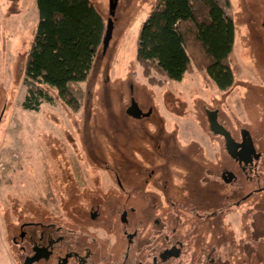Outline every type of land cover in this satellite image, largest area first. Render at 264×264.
<instances>
[{"label":"flooded vegetation","instance_id":"af4514ba","mask_svg":"<svg viewBox=\"0 0 264 264\" xmlns=\"http://www.w3.org/2000/svg\"><path fill=\"white\" fill-rule=\"evenodd\" d=\"M6 10L0 3V144L16 99L10 57H21L7 31L17 12ZM233 85L213 84L220 93ZM194 107L200 132L184 138L180 119L152 115L130 96L103 149L111 163L88 146L59 195L52 174L45 196L6 191L0 264H264V128L233 131L225 105Z\"/></svg>","mask_w":264,"mask_h":264},{"label":"rangeland","instance_id":"374dc122","mask_svg":"<svg viewBox=\"0 0 264 264\" xmlns=\"http://www.w3.org/2000/svg\"><path fill=\"white\" fill-rule=\"evenodd\" d=\"M92 1L107 20L109 0ZM231 2L236 74L229 91L218 92L195 64L178 83L141 65L137 59L138 37L156 0H118L108 48L98 56L87 82L82 85L81 108L73 112L54 95L52 102L39 100V105L25 106L26 89L22 80L36 30L35 1L0 0L7 9V17L9 10L17 12L16 18L8 20L7 31L14 34L11 40L16 57L21 56L20 60L10 57L16 62L13 80L16 99L0 144V196L6 191L19 193L20 185L26 188V192L25 188L22 190L24 195L45 196L51 174L55 180L54 195H59L56 185L60 184V179H72L70 163L73 167L79 163L85 165L82 150L88 146L100 148L106 154L104 162L111 163L109 153L103 149L110 147L107 136H111L116 117L125 115L130 96L151 108L152 115L173 124L180 119L184 138L191 132H200L192 124L196 116L203 122L194 107L197 99L208 106L225 105L233 131L236 125L244 123L252 132L263 129L264 0ZM31 167L36 169L34 177L30 176ZM77 168L74 174L79 180ZM35 179L38 182L32 184Z\"/></svg>","mask_w":264,"mask_h":264},{"label":"trees","instance_id":"16d2710c","mask_svg":"<svg viewBox=\"0 0 264 264\" xmlns=\"http://www.w3.org/2000/svg\"><path fill=\"white\" fill-rule=\"evenodd\" d=\"M37 14L23 73L25 106L81 108L84 85L102 53L107 21L91 0H34ZM231 0H156L138 37L137 59L171 82L195 64L218 89L235 80Z\"/></svg>","mask_w":264,"mask_h":264},{"label":"water","instance_id":"95a60500","mask_svg":"<svg viewBox=\"0 0 264 264\" xmlns=\"http://www.w3.org/2000/svg\"><path fill=\"white\" fill-rule=\"evenodd\" d=\"M117 3L118 0H109L108 2V21H107V26H106V32H105V36L103 39V48H102V52L103 54L105 53L106 49L108 48L109 42L111 40L112 37V30H113V17L115 15V11H116V7H117ZM263 27H264V23H263ZM130 116L135 117L136 114H140V110L138 109V107L136 106V104H133L129 111L127 112Z\"/></svg>","mask_w":264,"mask_h":264},{"label":"crops","instance_id":"0c3cea01","mask_svg":"<svg viewBox=\"0 0 264 264\" xmlns=\"http://www.w3.org/2000/svg\"><path fill=\"white\" fill-rule=\"evenodd\" d=\"M92 1V0H91ZM93 2V1H92ZM35 10H36V7H35Z\"/></svg>","mask_w":264,"mask_h":264}]
</instances>
